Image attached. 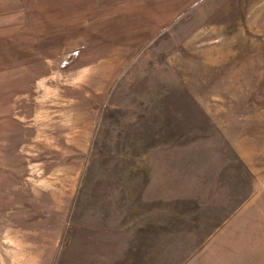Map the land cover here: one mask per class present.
<instances>
[{
	"label": "rangeland",
	"instance_id": "obj_1",
	"mask_svg": "<svg viewBox=\"0 0 264 264\" xmlns=\"http://www.w3.org/2000/svg\"><path fill=\"white\" fill-rule=\"evenodd\" d=\"M174 14L0 34V142L39 180L10 264H264V0Z\"/></svg>",
	"mask_w": 264,
	"mask_h": 264
},
{
	"label": "crops",
	"instance_id": "obj_2",
	"mask_svg": "<svg viewBox=\"0 0 264 264\" xmlns=\"http://www.w3.org/2000/svg\"><path fill=\"white\" fill-rule=\"evenodd\" d=\"M199 0H0V34L6 26H10L12 21H96L100 24L104 21H172L175 10H188L197 5ZM184 4L183 7L179 4ZM27 26V25H26ZM25 26V27H26ZM129 38V37H128ZM126 39L127 41L129 39ZM125 40V42H126ZM114 49L102 60L94 64L92 75L94 82L102 84L100 88H105L112 82V67L123 64L120 62L122 50ZM127 60L134 56V52L129 50ZM5 57V56H4ZM127 60H122L127 62ZM120 62V63H119ZM124 63V64H125ZM123 64V65H124ZM11 72V69H9ZM97 88V86H96ZM4 142H0V264H10L11 251L18 252L21 246L9 241L12 235L13 226L17 225L14 218H24V224L19 221L23 230L27 229V218L38 217L35 207L32 204L36 198L29 196L32 189L38 191V185L29 173L30 166L23 161L22 147L13 145L12 133L6 127L2 130ZM8 134V135H7ZM20 162H13L12 159ZM23 161V162H22ZM31 182V185L29 184ZM53 196V195H52ZM21 231V230H20ZM14 247H13V245ZM3 250H10L3 252ZM17 263L23 261L18 254H13ZM259 261L263 264L262 258ZM260 264V263H259Z\"/></svg>",
	"mask_w": 264,
	"mask_h": 264
}]
</instances>
